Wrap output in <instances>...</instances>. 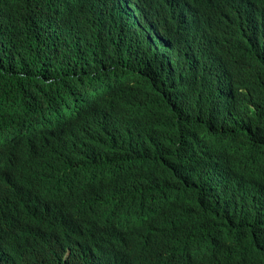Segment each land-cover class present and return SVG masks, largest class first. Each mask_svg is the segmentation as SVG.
<instances>
[{
	"label": "clouds",
	"instance_id": "1",
	"mask_svg": "<svg viewBox=\"0 0 264 264\" xmlns=\"http://www.w3.org/2000/svg\"><path fill=\"white\" fill-rule=\"evenodd\" d=\"M41 5L45 9L8 17L0 26L1 38L18 44L21 55L32 56L29 62L35 66L60 71L66 64L71 70L90 66L96 59L102 69H112L102 75L111 78L131 72L137 58H147V63L167 72L170 79L173 72L178 74L165 61L168 47L177 44L189 51L191 36L209 49L205 63L210 75L236 67L241 81L242 76L249 77L257 90L264 89V0H41ZM17 25L14 35L12 28ZM140 44L147 47L148 56H142ZM89 96L95 95L82 97V104L52 103L44 97L20 98L0 91V114L9 113L0 119V184H9L0 189V264H44L51 255L55 264H95V260L120 264L116 239L129 247L122 255L124 264H189L180 262L185 256L195 264L198 253L210 256V264H229L228 256L220 252L226 236L236 227L214 218L207 208L166 219L147 215L152 208L162 213L157 206L162 204L161 189L133 171L128 162L130 149H107L121 132L99 134L85 128L78 115L91 106ZM245 100L248 109L262 117L246 124L262 134L259 141L264 149V107L256 95ZM175 105L182 108L183 116L169 117L166 130L176 135L180 126L197 134L206 118L198 117L178 93ZM76 128H80L79 144L85 149L67 153L64 165L55 167L53 162L67 150L63 140ZM12 129L22 132L4 135ZM160 129L162 124L154 122L152 131L156 134ZM138 136L155 143L150 134L149 139L141 133ZM98 144L101 149L93 148ZM99 158L109 159L106 169H90ZM256 161L264 167V158ZM196 167L194 189H214L220 182L217 169L208 163ZM78 170H84V177ZM258 176L264 184V172ZM128 204H133L131 211L125 208ZM225 209L232 210L229 204ZM92 214L97 219L94 224ZM55 220L59 227L52 225ZM65 221L71 226H65ZM128 226L137 230L131 233ZM152 233L157 234L156 239ZM20 238L28 246L17 243ZM33 245L44 253V259Z\"/></svg>",
	"mask_w": 264,
	"mask_h": 264
},
{
	"label": "trees",
	"instance_id": "2",
	"mask_svg": "<svg viewBox=\"0 0 264 264\" xmlns=\"http://www.w3.org/2000/svg\"><path fill=\"white\" fill-rule=\"evenodd\" d=\"M38 7L45 9L41 0H0V26L6 18L23 16ZM65 15H68L67 9ZM17 27L12 28L14 35ZM189 38L186 47L189 51H183L177 44L168 47L170 54L165 61L178 74L173 72L170 79L167 72L147 63V58L140 61L137 58L131 72L112 78L106 74L105 79L102 75L112 69H102L96 59L92 58L94 63L90 66L70 70L65 64L60 71L48 70L29 62L32 56L21 55L18 44L0 36V91L5 95L18 94L20 98L35 95L52 103L79 104H82V97L94 94L87 97L91 106L82 110L79 119L91 133L121 132L112 138L107 149H130L132 160L129 163L133 171L161 189L160 198L164 201L160 206L164 218L207 208L214 218L224 219L236 227L235 232L226 236L220 252L228 256L229 264L237 261L264 264V184L258 176L264 172V167L256 161L264 158V149L259 141L262 134L246 124L262 117L250 111L245 100L247 96L256 95L264 107V89L258 86L257 90L249 77L242 76V82L236 67L226 68L220 75H210L205 63L208 47ZM138 48L144 50L142 56L149 55L145 45L140 44ZM177 93L198 117L206 118L195 135L180 126L176 127L175 136L166 131L169 117L183 116L182 108L175 105ZM7 114L1 113L0 119H5ZM147 120L152 123L148 131L154 144L138 136ZM157 121L162 124V130L155 134L152 130ZM78 129L63 140L67 141V150L53 162L55 167L64 165L67 153L85 149L79 144L77 131L81 132ZM13 134L19 133H4ZM93 148L101 149L102 145H93ZM108 160L99 158L96 165L88 167L106 169ZM204 163L217 169L220 182L212 190L196 191L192 178L196 166ZM228 204L231 211L225 209ZM161 237L164 241L163 233ZM24 246H28L27 242ZM9 251L10 246L4 249V253ZM197 258L195 264L212 261L206 255Z\"/></svg>",
	"mask_w": 264,
	"mask_h": 264
},
{
	"label": "bare ground",
	"instance_id": "3",
	"mask_svg": "<svg viewBox=\"0 0 264 264\" xmlns=\"http://www.w3.org/2000/svg\"><path fill=\"white\" fill-rule=\"evenodd\" d=\"M196 48V47H195ZM199 49V48H198ZM115 76V75H114ZM129 77V76H128ZM107 77H105V79H106ZM112 78V77H111ZM113 80V79H112ZM107 83V85L110 87V85L108 84V82H106ZM78 105V104H77ZM46 106H49V107H51L50 105H46ZM46 116V115H45ZM52 119H55V118H53L52 117ZM69 119H75V117L74 118H68V119H66V120H69ZM151 121L150 120H147V121H145V126H144V128L141 130V132L140 133H142V135L146 138V139H149V128H150V126H151ZM50 125H55V124H48V126H50ZM166 127V126H165ZM167 131V130H166ZM165 131V132H166ZM20 132H22V130H20V129H12V130H9L7 133H20ZM162 133H164V132H162ZM169 133H171V132H169ZM188 133V132H187ZM35 134H38V132H36ZM13 135H16V134H13ZM166 135V134H165ZM173 136V135H172ZM175 136V135H174ZM168 138H170V139H173V138H171V137H169L168 136ZM178 138V137H177ZM186 139V138H185ZM167 140V139H166ZM176 140V139H175ZM161 141H162V139H161ZM178 141V140H177ZM163 142V141H162ZM174 142V141H173ZM166 143V142H165ZM184 143V142H183ZM173 146V145H172ZM165 148H166V146H165ZM225 149V148H224ZM179 150H180V148H179ZM163 152V151H162ZM164 153V152H163ZM175 157H176V155H175ZM130 160H132V159H128V162H130ZM130 164V163H129ZM158 164V163H157ZM180 165V164H179ZM157 166V165H156ZM160 167H163L162 165L160 166ZM179 167V166H178ZM188 168V167H187ZM160 169V168H159ZM80 173H81V175H82V177H84V174H85V172H83L84 170H78ZM91 171H93V170H91ZM7 186H9V184L8 183H4V184H0V189H2V188H6ZM160 200L162 201H164V198H160ZM161 201H159V202H161ZM132 205L133 204H128L125 208H129V210L131 211L134 207H132ZM161 204H158L157 206H160ZM102 209V207H98L97 208V210H101ZM119 209H122V208H120L119 207ZM159 210V209H158ZM158 210H154L153 208L148 212V213H151V214H149V215H161L162 216V213H160V212H158ZM78 211L80 212V209H78ZM130 211H128V212H130ZM152 212H153V214H152ZM105 215H107V213L105 214ZM81 217V216H80ZM91 221H92V223L94 224L96 221H97V219L94 217V214H92V218L90 219ZM101 221V220H100ZM46 223L48 224L49 222H48V219H46ZM136 223V222H135ZM64 224H65V226H71V223H69V222H67V221H65L64 222ZM131 224H133V223H130L129 225H131ZM52 225L54 226V227H59V223L57 222V220H55L54 222H52ZM129 227H131V226H128V228ZM138 228V227H137ZM133 230H137L136 228H129L127 231H130L131 233H134V232H132ZM69 232H67L64 236H63V240H65V242H66V240H68L67 239V237L69 236ZM76 234H73V235H71V236H75ZM156 236H157V234H156ZM156 236H155V233H152V238L153 239H156ZM160 238H161V241H163L162 240V237L160 236ZM21 239H24V238H20V240ZM26 240V239H25ZM41 241H44V240H41ZM20 241H17V243H19ZM116 242H118V249H119V251H120V253H119V256H118V259H119V263L120 264H124V257L122 256L123 255V253L129 248V247H124L123 246V243H119V241H118V239H116ZM155 243L154 242H152V245H154ZM115 245H116V243H112V244H110V246H112V247H114L115 248ZM13 247V245H11L10 246V249ZM32 248L33 249H35V251H37L38 253H39V255L41 256V258H43L44 259V253L42 252V251H40V250H38L37 248H36V246H32ZM208 252V251H207ZM198 258L197 259H200V258H202L204 255H201V253H198ZM113 257L115 258V254H113ZM185 258H186V260H184V261H180V262H187V263H189V264H192L191 262H193L192 260H191V258H189L188 256H185ZM45 261H44V264H47V262L48 263H50V264H55L54 263V257L51 255L50 256V259H44ZM95 264H98V262L95 260ZM148 264H165V263H161L160 261H150ZM180 264H182V263H180ZM232 264H234V263H232Z\"/></svg>",
	"mask_w": 264,
	"mask_h": 264
},
{
	"label": "rangeland",
	"instance_id": "4",
	"mask_svg": "<svg viewBox=\"0 0 264 264\" xmlns=\"http://www.w3.org/2000/svg\"><path fill=\"white\" fill-rule=\"evenodd\" d=\"M22 242L26 243V240L22 239Z\"/></svg>",
	"mask_w": 264,
	"mask_h": 264
},
{
	"label": "water",
	"instance_id": "5",
	"mask_svg": "<svg viewBox=\"0 0 264 264\" xmlns=\"http://www.w3.org/2000/svg\"><path fill=\"white\" fill-rule=\"evenodd\" d=\"M74 177H75V176H74ZM57 178H58V177H56V179H57ZM60 178H62V179H63L64 177H60Z\"/></svg>",
	"mask_w": 264,
	"mask_h": 264
}]
</instances>
